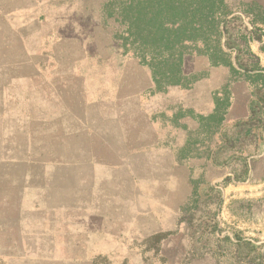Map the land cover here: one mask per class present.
<instances>
[{"label": "rangeland", "instance_id": "obj_1", "mask_svg": "<svg viewBox=\"0 0 264 264\" xmlns=\"http://www.w3.org/2000/svg\"><path fill=\"white\" fill-rule=\"evenodd\" d=\"M117 1L0 0V264H264V0H224L250 71L202 36L175 86ZM27 183L100 213H15Z\"/></svg>", "mask_w": 264, "mask_h": 264}, {"label": "trees", "instance_id": "obj_2", "mask_svg": "<svg viewBox=\"0 0 264 264\" xmlns=\"http://www.w3.org/2000/svg\"><path fill=\"white\" fill-rule=\"evenodd\" d=\"M117 0H111L115 3ZM121 13L126 15L131 11L134 22L127 30L136 25V39L141 48L147 47L152 52L165 53L162 70L158 72V64L153 66V74L164 79L165 84L182 85L187 78L181 76L180 66L183 54V42L209 37L212 52L227 62V53L221 49V41L226 50L234 52L235 63L245 72L247 70L239 62L240 50L235 49L229 40L236 34V28L241 23L240 16L229 12L224 0H120L117 1ZM148 3H150L148 5ZM110 5V4H109ZM119 15V16H120ZM184 30V31H183ZM260 36L257 40H260ZM144 54L143 51H140ZM257 60V57L252 56ZM254 102L250 103V116L253 117L259 109Z\"/></svg>", "mask_w": 264, "mask_h": 264}, {"label": "crops", "instance_id": "obj_3", "mask_svg": "<svg viewBox=\"0 0 264 264\" xmlns=\"http://www.w3.org/2000/svg\"><path fill=\"white\" fill-rule=\"evenodd\" d=\"M77 192L66 191L65 199L55 203L49 199V194L45 190L36 189L30 183L24 184L15 213H100L98 189L95 194L91 191V196L86 194L82 202L80 200L83 195Z\"/></svg>", "mask_w": 264, "mask_h": 264}]
</instances>
